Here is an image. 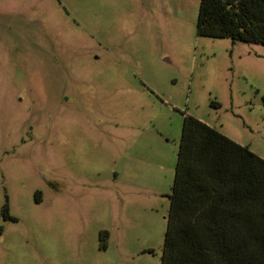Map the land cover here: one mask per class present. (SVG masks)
Returning a JSON list of instances; mask_svg holds the SVG:
<instances>
[{"label": "rangeland", "instance_id": "1", "mask_svg": "<svg viewBox=\"0 0 264 264\" xmlns=\"http://www.w3.org/2000/svg\"><path fill=\"white\" fill-rule=\"evenodd\" d=\"M199 5L0 0V264H160L183 113L264 158V45Z\"/></svg>", "mask_w": 264, "mask_h": 264}, {"label": "trees", "instance_id": "2", "mask_svg": "<svg viewBox=\"0 0 264 264\" xmlns=\"http://www.w3.org/2000/svg\"><path fill=\"white\" fill-rule=\"evenodd\" d=\"M197 33L264 45V0H200ZM183 115L160 264H264V158Z\"/></svg>", "mask_w": 264, "mask_h": 264}, {"label": "crops", "instance_id": "3", "mask_svg": "<svg viewBox=\"0 0 264 264\" xmlns=\"http://www.w3.org/2000/svg\"><path fill=\"white\" fill-rule=\"evenodd\" d=\"M208 123V122H207ZM209 124V123H208ZM211 125V124H210Z\"/></svg>", "mask_w": 264, "mask_h": 264}, {"label": "flooded vegetation", "instance_id": "4", "mask_svg": "<svg viewBox=\"0 0 264 264\" xmlns=\"http://www.w3.org/2000/svg\"><path fill=\"white\" fill-rule=\"evenodd\" d=\"M37 200H39V199L37 198Z\"/></svg>", "mask_w": 264, "mask_h": 264}]
</instances>
